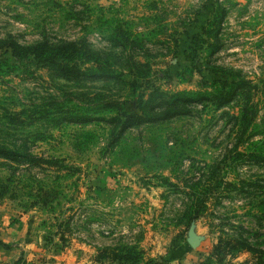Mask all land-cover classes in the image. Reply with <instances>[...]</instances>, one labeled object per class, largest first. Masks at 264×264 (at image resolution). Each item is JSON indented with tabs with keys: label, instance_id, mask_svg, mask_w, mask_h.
<instances>
[{
	"label": "rangeland",
	"instance_id": "rangeland-1",
	"mask_svg": "<svg viewBox=\"0 0 264 264\" xmlns=\"http://www.w3.org/2000/svg\"><path fill=\"white\" fill-rule=\"evenodd\" d=\"M57 1L66 11L48 0H0V38L13 36L21 43L44 35L85 38L113 70L125 73L130 53L111 40V22L123 19L142 38L145 48L134 55L154 87L199 90L239 73L264 90V0H218L228 13L215 53L208 45L197 52L192 46L208 27L217 0ZM128 91L114 80L56 78L35 64H17L0 75V145L30 147L59 161L33 167L0 158V183L13 179L12 190L0 197V238L15 258L2 259L3 251L1 264H116L99 261L98 252L123 245L139 247L146 258L164 256L170 264H203L222 234L241 235L264 249V214L257 209L263 187L248 185H264V161L228 159L213 179L215 166L235 144L230 115L237 113V104L221 110L192 106L188 114L132 129L114 145L106 121L68 120L76 112L64 116L59 106L104 116L95 94L126 100ZM262 91L258 121L264 130ZM127 107L135 110V102ZM16 113L22 123L10 121ZM251 141L259 142L264 155V135ZM162 175L180 189L163 184ZM221 178L235 189L217 186ZM37 181L59 191L47 207L36 202ZM196 181L214 191L205 204H198L186 186ZM190 230L200 239L195 247L187 242ZM249 258L243 253L226 264H246Z\"/></svg>",
	"mask_w": 264,
	"mask_h": 264
},
{
	"label": "trees",
	"instance_id": "trees-1",
	"mask_svg": "<svg viewBox=\"0 0 264 264\" xmlns=\"http://www.w3.org/2000/svg\"><path fill=\"white\" fill-rule=\"evenodd\" d=\"M48 4H52L59 12L66 11L64 5L57 0H48ZM68 14L73 11H67ZM227 8L220 2L216 1V7L212 18L208 21V27L204 29L203 34L194 39L192 46L193 52H197L204 48L203 46H211L212 53L217 52L221 48L220 30L227 16ZM73 16V15H71ZM105 23H110L107 18L101 19ZM111 40L115 43V47L122 52L129 51L127 64L130 66L127 72L115 71L112 65L106 62L102 55L93 48L89 40L85 38L78 39H52L45 36L32 42L21 43L13 36L0 38V75L4 72H10L15 65L20 64L27 66L35 64L39 68L52 73L56 78L67 81H83V80H114L122 83L128 89V95L131 99L119 100L114 98H105L103 94L96 93L95 102L100 104V109L104 110V116H96L92 110L84 111L76 110L71 106L60 104V110L68 120L73 119L75 122L87 124L93 121H106L113 127L112 138L113 145L117 144L125 134L135 128L145 125H151L161 119H173L183 114H188L192 106L203 105L213 106L215 110H221L232 103H236L238 111L230 115L232 120V134L235 144L226 155L215 166L213 179L217 176L220 164H226V160L232 163H239L246 158L251 162L264 161L262 151H258V141H251L259 135H264L261 129V123L258 121L259 106L257 94L262 89L259 83H255L250 79L242 77L239 73L232 79H216L212 86L199 90H181L176 92H168L154 87V83L149 79V74L142 68L145 67L136 59L135 53L144 50V43L140 35L129 28V21L123 19H115L111 22ZM214 40V41H211ZM200 44V45H198ZM133 52V53H132ZM261 90V91H260ZM264 92V90L262 91ZM135 102V110H130L127 104L130 101ZM20 115L14 114L9 117L13 123H22L19 120ZM67 118V117H65ZM82 135L84 132L81 133ZM81 134L79 136H81ZM79 140L76 138V142ZM244 146L243 150H239ZM79 147V145H78ZM251 150V151H250ZM184 157L179 154L178 158ZM0 158L17 164H28L30 166H55L59 163L56 158L43 157L31 151L30 147L23 149H13L4 145H0ZM172 158V157H171ZM170 158V159H171ZM163 184L169 186L175 191L180 189L177 183L170 181L168 176L162 175ZM11 176L6 179V183H0V197L12 190ZM35 181V180H34ZM217 183L219 187L228 190L235 189V184L221 178ZM249 186L263 187L264 185H256L248 183ZM193 199H199L198 204H205L214 191L201 187L200 182L187 183L186 185ZM35 192L37 203L42 206H49L59 196L57 188L44 181H37L35 184ZM32 188V186H31ZM31 192V190H30ZM196 206V205H195ZM205 208V205L203 206ZM259 211L264 214V196L258 202ZM4 248H9L7 244H3ZM243 253L250 254V258L243 263L246 264H264V249L256 247L248 238L241 235L232 236L222 234L218 237L217 243L203 264H226L231 259L238 257ZM110 260L116 264H170V260L164 256L158 258H146L142 249L135 245H123L116 248H104L98 252V260ZM17 264V263H15ZM41 264V263H38ZM42 264H50L48 262Z\"/></svg>",
	"mask_w": 264,
	"mask_h": 264
},
{
	"label": "crops",
	"instance_id": "crops-1",
	"mask_svg": "<svg viewBox=\"0 0 264 264\" xmlns=\"http://www.w3.org/2000/svg\"><path fill=\"white\" fill-rule=\"evenodd\" d=\"M11 229H12V227L10 226V227L8 228V230L11 231ZM9 231H8V233H5V235L8 234V237H10ZM0 237H1V235H0ZM1 240H2V239L0 238V254L4 253L3 251H7V250H10V249H11V248H10V249H8V248L6 249V248H4V247L1 248V243H2V245L4 244V242L1 241ZM3 255H4V254H3ZM5 255H6V256H5L4 258H2V259H5V258H6L8 261H10V260L13 259V252H11V251H7V254H5ZM7 255H8V257H10V258H7ZM14 259H15V258H14ZM14 259H13V260H14ZM0 260H1V257H0ZM1 262H2V261H0V264H1Z\"/></svg>",
	"mask_w": 264,
	"mask_h": 264
},
{
	"label": "water",
	"instance_id": "water-1",
	"mask_svg": "<svg viewBox=\"0 0 264 264\" xmlns=\"http://www.w3.org/2000/svg\"><path fill=\"white\" fill-rule=\"evenodd\" d=\"M187 242L190 246L195 247L199 244L200 239L199 237L194 233V231L190 230L187 237Z\"/></svg>",
	"mask_w": 264,
	"mask_h": 264
}]
</instances>
